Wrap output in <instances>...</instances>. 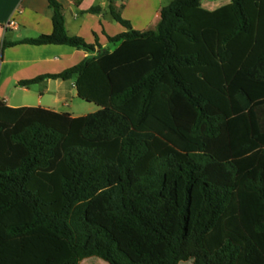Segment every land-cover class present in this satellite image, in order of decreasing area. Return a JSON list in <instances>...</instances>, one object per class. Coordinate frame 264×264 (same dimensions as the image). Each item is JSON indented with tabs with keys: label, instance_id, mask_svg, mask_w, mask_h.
<instances>
[{
	"label": "trees",
	"instance_id": "trees-1",
	"mask_svg": "<svg viewBox=\"0 0 264 264\" xmlns=\"http://www.w3.org/2000/svg\"><path fill=\"white\" fill-rule=\"evenodd\" d=\"M47 1L51 33L2 49L93 55L18 86L75 77L99 109L0 99V264H264V0H170L154 31L111 12L113 51Z\"/></svg>",
	"mask_w": 264,
	"mask_h": 264
},
{
	"label": "crops",
	"instance_id": "crops-1",
	"mask_svg": "<svg viewBox=\"0 0 264 264\" xmlns=\"http://www.w3.org/2000/svg\"><path fill=\"white\" fill-rule=\"evenodd\" d=\"M62 7L64 26L68 36L82 38L87 44H97L102 49L113 51L116 46L108 43L107 37L124 32V28L116 23L111 15L115 12L123 20L129 22L134 30L146 31L157 26L161 0H55ZM226 3L222 0H202V8L213 11ZM96 8L95 12L89 10ZM52 12L47 0H0V99L12 108L40 107L56 113L67 105L66 93L75 92V77L68 81L44 80L29 87L18 86L21 81L33 79L45 74H57L92 56L84 50L65 45L33 46L17 44L2 49V44L16 43L25 39H34L40 35H48L52 31ZM14 21L12 27H5ZM98 47H95L97 50ZM69 83V84H68ZM39 87H41L39 89ZM54 88L55 95L46 98V94ZM27 93L22 98L8 103L9 89ZM37 92L35 95L33 92Z\"/></svg>",
	"mask_w": 264,
	"mask_h": 264
},
{
	"label": "rangeland",
	"instance_id": "rangeland-1",
	"mask_svg": "<svg viewBox=\"0 0 264 264\" xmlns=\"http://www.w3.org/2000/svg\"><path fill=\"white\" fill-rule=\"evenodd\" d=\"M231 0H222V3H226L228 4ZM162 5L166 6L168 5V3L170 2V0H161ZM149 30L154 31L155 30V26L149 28ZM69 84V83H68ZM41 87H39L40 89ZM51 92L49 94H46V98L48 97H53L55 95L54 92V88H51ZM37 92H33V94L35 95ZM27 93L22 92L21 90H15V89H9L8 91V103L10 105H12L14 103V99L16 98H22L23 96H26ZM37 95V94H36ZM67 105L70 106V108H66V107H62V111H69V113H72L74 115H78V114H84V115H88L91 113L96 112L99 108L93 104V103H88L86 101H83L81 99H79L77 96H75V92L71 91L70 93H66V101ZM80 264H107L106 262L96 258V257H91L88 259L83 260L82 262H80ZM179 264H192L191 261H187V262H181Z\"/></svg>",
	"mask_w": 264,
	"mask_h": 264
},
{
	"label": "built area",
	"instance_id": "built-area-1",
	"mask_svg": "<svg viewBox=\"0 0 264 264\" xmlns=\"http://www.w3.org/2000/svg\"><path fill=\"white\" fill-rule=\"evenodd\" d=\"M15 25V23H14V21H9L7 24H6V28L7 27H12V26H14Z\"/></svg>",
	"mask_w": 264,
	"mask_h": 264
}]
</instances>
